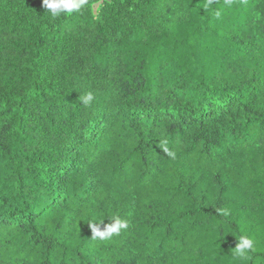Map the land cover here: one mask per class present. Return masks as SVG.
<instances>
[{"label":"trees","instance_id":"trees-1","mask_svg":"<svg viewBox=\"0 0 264 264\" xmlns=\"http://www.w3.org/2000/svg\"><path fill=\"white\" fill-rule=\"evenodd\" d=\"M206 4L0 0V264H264V0Z\"/></svg>","mask_w":264,"mask_h":264},{"label":"clouds","instance_id":"clouds-1","mask_svg":"<svg viewBox=\"0 0 264 264\" xmlns=\"http://www.w3.org/2000/svg\"><path fill=\"white\" fill-rule=\"evenodd\" d=\"M87 3V0H43V4L47 10L51 11L53 17L61 14L72 15L75 12L81 10V8ZM210 6L206 4L205 7ZM219 15V13H217ZM80 102L83 105H90L94 97L91 92H87L84 96L79 97ZM89 227L94 237L105 239L111 237L113 234H119L122 229H126L128 224L126 221H122L118 218L111 220V222L100 228L99 223L90 222ZM254 247L253 240L245 235L239 236L237 244L234 248V255L240 258L247 257Z\"/></svg>","mask_w":264,"mask_h":264}]
</instances>
